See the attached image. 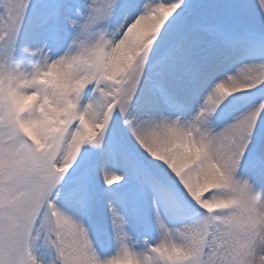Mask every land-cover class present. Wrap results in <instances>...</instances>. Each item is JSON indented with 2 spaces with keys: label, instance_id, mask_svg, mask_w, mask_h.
I'll return each instance as SVG.
<instances>
[{
  "label": "snow or ice",
  "instance_id": "6c2138e0",
  "mask_svg": "<svg viewBox=\"0 0 264 264\" xmlns=\"http://www.w3.org/2000/svg\"><path fill=\"white\" fill-rule=\"evenodd\" d=\"M0 264H264V0H0Z\"/></svg>",
  "mask_w": 264,
  "mask_h": 264
},
{
  "label": "rangeland",
  "instance_id": "374dc122",
  "mask_svg": "<svg viewBox=\"0 0 264 264\" xmlns=\"http://www.w3.org/2000/svg\"><path fill=\"white\" fill-rule=\"evenodd\" d=\"M85 227L93 229V232H94V227H95L94 225H90L88 222H85ZM102 227L106 235L110 233V223L107 219H104ZM129 227H131L132 229H136L137 225L134 220L129 221Z\"/></svg>",
  "mask_w": 264,
  "mask_h": 264
},
{
  "label": "clouds",
  "instance_id": "9594fccd",
  "mask_svg": "<svg viewBox=\"0 0 264 264\" xmlns=\"http://www.w3.org/2000/svg\"><path fill=\"white\" fill-rule=\"evenodd\" d=\"M210 190V189H209ZM201 194H203V192H201Z\"/></svg>",
  "mask_w": 264,
  "mask_h": 264
}]
</instances>
